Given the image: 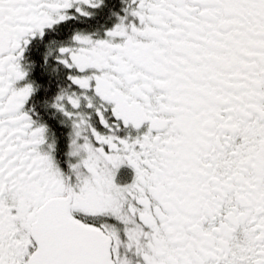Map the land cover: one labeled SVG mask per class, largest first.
Masks as SVG:
<instances>
[{"label": "snow or ice", "instance_id": "6c2138e0", "mask_svg": "<svg viewBox=\"0 0 264 264\" xmlns=\"http://www.w3.org/2000/svg\"><path fill=\"white\" fill-rule=\"evenodd\" d=\"M0 264H264V0H0Z\"/></svg>", "mask_w": 264, "mask_h": 264}]
</instances>
